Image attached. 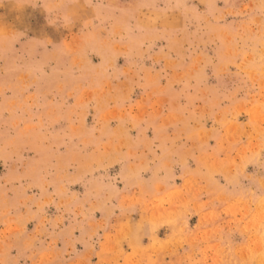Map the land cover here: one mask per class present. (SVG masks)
Returning a JSON list of instances; mask_svg holds the SVG:
<instances>
[{"label": "rangeland", "instance_id": "374dc122", "mask_svg": "<svg viewBox=\"0 0 264 264\" xmlns=\"http://www.w3.org/2000/svg\"><path fill=\"white\" fill-rule=\"evenodd\" d=\"M0 264H264V0H0Z\"/></svg>", "mask_w": 264, "mask_h": 264}]
</instances>
